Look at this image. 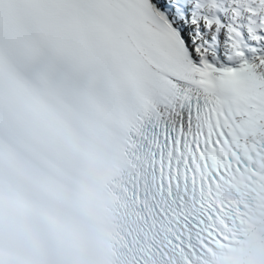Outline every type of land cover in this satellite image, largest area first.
<instances>
[{
	"label": "snow or ice",
	"instance_id": "obj_1",
	"mask_svg": "<svg viewBox=\"0 0 264 264\" xmlns=\"http://www.w3.org/2000/svg\"><path fill=\"white\" fill-rule=\"evenodd\" d=\"M0 264H264V0H0Z\"/></svg>",
	"mask_w": 264,
	"mask_h": 264
}]
</instances>
